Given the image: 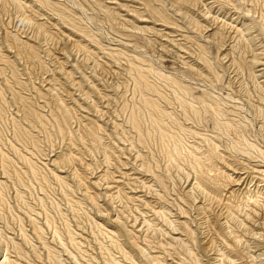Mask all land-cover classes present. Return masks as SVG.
Masks as SVG:
<instances>
[{
    "label": "rangeland",
    "instance_id": "rangeland-1",
    "mask_svg": "<svg viewBox=\"0 0 264 264\" xmlns=\"http://www.w3.org/2000/svg\"><path fill=\"white\" fill-rule=\"evenodd\" d=\"M0 264H264V0H0Z\"/></svg>",
    "mask_w": 264,
    "mask_h": 264
}]
</instances>
